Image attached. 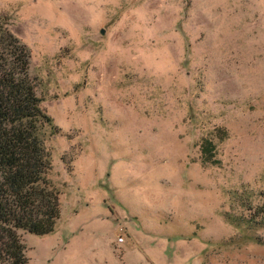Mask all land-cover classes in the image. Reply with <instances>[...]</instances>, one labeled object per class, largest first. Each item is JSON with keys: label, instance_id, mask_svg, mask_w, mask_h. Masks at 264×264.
Instances as JSON below:
<instances>
[{"label": "rangeland", "instance_id": "1", "mask_svg": "<svg viewBox=\"0 0 264 264\" xmlns=\"http://www.w3.org/2000/svg\"><path fill=\"white\" fill-rule=\"evenodd\" d=\"M0 17L58 129L60 215L20 231L28 264H264V0H0Z\"/></svg>", "mask_w": 264, "mask_h": 264}, {"label": "trees", "instance_id": "2", "mask_svg": "<svg viewBox=\"0 0 264 264\" xmlns=\"http://www.w3.org/2000/svg\"><path fill=\"white\" fill-rule=\"evenodd\" d=\"M29 58L27 47L0 20V264H28L20 231L47 235L60 215L45 146L58 129L36 95ZM210 150V144L203 147L206 159Z\"/></svg>", "mask_w": 264, "mask_h": 264}]
</instances>
